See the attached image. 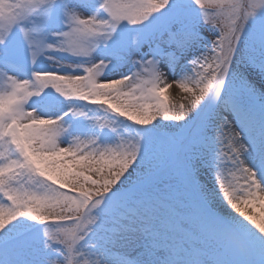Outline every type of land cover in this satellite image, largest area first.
I'll return each mask as SVG.
<instances>
[{
	"label": "snow or ice",
	"instance_id": "6c2138e0",
	"mask_svg": "<svg viewBox=\"0 0 264 264\" xmlns=\"http://www.w3.org/2000/svg\"><path fill=\"white\" fill-rule=\"evenodd\" d=\"M5 3L0 264H264V82L245 75L264 78V0ZM202 25L211 46L188 58ZM113 61L131 68L105 79ZM52 90L59 115L39 108Z\"/></svg>",
	"mask_w": 264,
	"mask_h": 264
},
{
	"label": "rangeland",
	"instance_id": "374dc122",
	"mask_svg": "<svg viewBox=\"0 0 264 264\" xmlns=\"http://www.w3.org/2000/svg\"><path fill=\"white\" fill-rule=\"evenodd\" d=\"M2 8L9 10L10 12L12 11V8L8 5H6L5 0H0V15H7L9 13L6 12L3 13ZM63 26L62 25H56V27L54 28V30L59 31L62 30ZM214 33L211 31V29L208 26L202 25L201 26V36L204 37V39L202 41H200L196 46H194V48L192 49V51L188 54V58H191V56L193 55H197L199 54V52L201 50H203L206 46L210 47L211 46V40L214 38ZM51 39V37H50ZM111 46V43L109 45V47ZM141 52H146L147 51V46L145 45L141 50ZM106 49L104 47H100L96 50V52L93 54L94 58L96 60H99L102 56L105 55ZM51 55L55 56L56 59L65 62V63H72V64H83L85 63L84 58H77V57H73L69 54H65V53H59V52H53L50 53ZM52 61H49L47 59L41 58L39 61V65L38 66H44V67H48L50 64H52ZM186 64V61H181V64L175 69L176 73H179L180 71L185 72L186 68H181V66L183 64ZM25 68H27V64H25ZM131 68L130 64H126V63H120L117 61H113L109 67L105 70L104 72V78L105 79H116L119 78L120 76H123L125 74H127L129 72ZM180 70V71H178ZM7 71H9V73H12V69H7ZM61 71L63 72H73L74 70L72 69H62ZM76 72H82V69H77L75 70ZM254 72V70H253ZM254 75H258L259 74H254ZM53 91V96L49 97L47 100H45L43 103H41L39 105L40 109H48L51 113H53L54 115H59L62 111V106L60 104H58L55 100V94L54 90ZM166 95L169 97L170 102L172 103H184V99H178L176 95H172L170 93H166ZM172 96V97H171ZM33 100H36V98H33ZM73 103L77 106H84L85 109H92L94 111H96V114L98 115H104L103 110L101 108H99V106H95V105H85L84 102L81 101H73ZM92 113L90 112L89 115H91ZM110 117H114V114H109ZM70 117H65V120L68 121L70 120ZM117 119H122V118H117ZM158 123H162L165 127H169L171 125V122L168 121H164V122H160L158 121ZM123 124H129V122H127L126 120L123 121ZM123 126V125H122ZM89 127V123L88 121H86L83 117L78 118V124L75 128L70 129V131H86L88 130ZM107 131V130H105ZM201 180L202 182H204L205 184H207L208 187L212 188L214 187V180H213V174L212 172L208 169V168H202L201 172ZM220 207V206H219ZM251 208V207H249ZM221 210L224 211H228V209H226L225 207H220ZM256 212H259V207L256 208ZM26 223H32L30 221H25Z\"/></svg>",
	"mask_w": 264,
	"mask_h": 264
},
{
	"label": "bare ground",
	"instance_id": "6f19581e",
	"mask_svg": "<svg viewBox=\"0 0 264 264\" xmlns=\"http://www.w3.org/2000/svg\"><path fill=\"white\" fill-rule=\"evenodd\" d=\"M181 68H186V64L184 63ZM164 71L167 73V76H168V79L169 80H172V79H176L178 78L179 76H182L184 74L183 71H180L179 73H176L175 71H169L168 68L165 66L164 67ZM245 75L247 76V78L252 81L253 83H255L257 85V87L260 86V84L262 82H264V79L261 77V76H256L254 75L253 73V69H247L245 71ZM168 93L172 94V95H176L178 99H182L184 97V93L182 92V90H180L178 88L177 85L173 84V86L168 90ZM172 97V96H171ZM220 207H225L223 204H219ZM258 208V207H257ZM256 208L255 209H252V208H249V211H255L256 212Z\"/></svg>",
	"mask_w": 264,
	"mask_h": 264
}]
</instances>
